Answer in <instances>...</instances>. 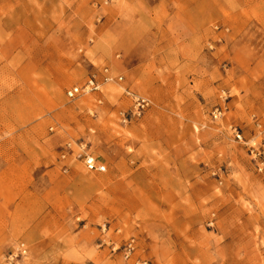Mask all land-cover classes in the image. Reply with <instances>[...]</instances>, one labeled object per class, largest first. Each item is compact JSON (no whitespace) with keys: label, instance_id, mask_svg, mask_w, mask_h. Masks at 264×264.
<instances>
[{"label":"rangeland","instance_id":"374dc122","mask_svg":"<svg viewBox=\"0 0 264 264\" xmlns=\"http://www.w3.org/2000/svg\"><path fill=\"white\" fill-rule=\"evenodd\" d=\"M0 264H264V0H0Z\"/></svg>","mask_w":264,"mask_h":264},{"label":"built area","instance_id":"2783aa9c","mask_svg":"<svg viewBox=\"0 0 264 264\" xmlns=\"http://www.w3.org/2000/svg\"><path fill=\"white\" fill-rule=\"evenodd\" d=\"M114 79L110 77H105V82H112ZM117 81L120 82L121 78H117ZM99 91V87L97 84H95L93 81L88 82L86 85H84L81 88L74 87L70 88L66 91V97L69 99H73L76 96L80 94H87L90 92H97ZM126 95L130 98L132 105H131V111L130 119L139 117L148 107H149V101L145 98H142L138 95L131 94L130 92H127ZM220 115V112L218 110H215L213 114V119H217V117ZM237 139H240V136H236ZM69 150L70 146H67ZM78 158L81 157L82 163L85 167V169L89 172H104L105 168L104 166L100 165L93 156L89 154H83L82 156H77ZM133 251V242L130 241L124 246V256L125 258H128V256Z\"/></svg>","mask_w":264,"mask_h":264}]
</instances>
